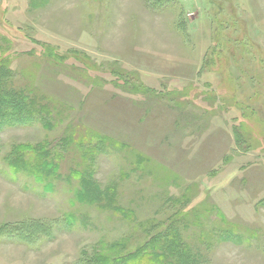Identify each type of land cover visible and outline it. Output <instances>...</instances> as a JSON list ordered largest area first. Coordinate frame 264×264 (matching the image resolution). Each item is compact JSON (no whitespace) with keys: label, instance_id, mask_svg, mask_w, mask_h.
Returning a JSON list of instances; mask_svg holds the SVG:
<instances>
[{"label":"rangeland","instance_id":"374dc122","mask_svg":"<svg viewBox=\"0 0 264 264\" xmlns=\"http://www.w3.org/2000/svg\"><path fill=\"white\" fill-rule=\"evenodd\" d=\"M0 86V264H264V0H0Z\"/></svg>","mask_w":264,"mask_h":264},{"label":"trees","instance_id":"16d2710c","mask_svg":"<svg viewBox=\"0 0 264 264\" xmlns=\"http://www.w3.org/2000/svg\"><path fill=\"white\" fill-rule=\"evenodd\" d=\"M4 91H5V88L0 86V93H1L0 94V105H1L0 109H2V108L5 109V107H7V105H8L11 108L15 109L16 111H18V112L10 113V117L11 118H7V120H9V121L12 120V121H16L17 122V121L24 120V118L30 116L31 113L19 112V109H17L18 106L16 104L19 101H22V99L20 100L18 97H15V99L6 97L5 95H2V92H4ZM21 103H19V104H21ZM26 106H28V105H26ZM41 167H43V166H41ZM36 168H39V167H33V169L38 171V169H36ZM146 249H144V251H146ZM149 256H150V254H148V252L147 253L144 252V254H142L140 252V253H135L133 255H128V256H126L124 258L116 259V261H112L110 259H104V260H101V264H115V263H118V264H146L148 259H149ZM153 256H154L155 260H157L158 262L162 261L164 259V257H165L162 254L161 255L156 254V255H153ZM152 263H153V261H152Z\"/></svg>","mask_w":264,"mask_h":264}]
</instances>
